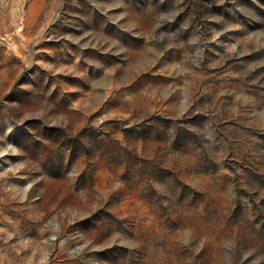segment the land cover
<instances>
[{"label":"rangeland","instance_id":"1","mask_svg":"<svg viewBox=\"0 0 264 264\" xmlns=\"http://www.w3.org/2000/svg\"><path fill=\"white\" fill-rule=\"evenodd\" d=\"M0 264H264V0H0Z\"/></svg>","mask_w":264,"mask_h":264}]
</instances>
